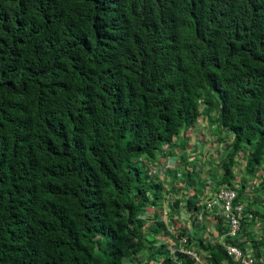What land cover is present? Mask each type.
I'll return each mask as SVG.
<instances>
[{
  "label": "trees",
  "instance_id": "trees-1",
  "mask_svg": "<svg viewBox=\"0 0 264 264\" xmlns=\"http://www.w3.org/2000/svg\"><path fill=\"white\" fill-rule=\"evenodd\" d=\"M199 106H216L232 138L217 184L232 186L243 148L254 176L264 0H0V264H122L143 252L162 228L142 232L138 218L162 194L149 167ZM244 209L253 218L239 235L262 215ZM154 248L143 264L155 253L168 264Z\"/></svg>",
  "mask_w": 264,
  "mask_h": 264
},
{
  "label": "crops",
  "instance_id": "crops-1",
  "mask_svg": "<svg viewBox=\"0 0 264 264\" xmlns=\"http://www.w3.org/2000/svg\"><path fill=\"white\" fill-rule=\"evenodd\" d=\"M225 132L224 129L218 127L215 113L204 115L199 120L194 121L190 126L181 128L165 153L168 161L174 162L175 170L173 169L165 178L167 188L163 191V197L160 199L158 207H156V215H158V218L164 215L168 223L173 224L177 229H184L189 235V239L196 245L199 242L198 239L204 244L210 233L213 235L218 232L215 221L206 215L207 213L204 212V207L206 202L214 195L218 186L213 176L214 173L213 175L211 174L214 169H217L216 171L218 172L220 171L218 170V162L221 159L217 155H220V153L228 149L227 142L231 136L225 134ZM198 136L202 138V142L200 145H195L193 144V140ZM224 136H228L227 139ZM223 139L226 140L224 141ZM159 157L157 159L161 161L162 158ZM210 170L212 171L209 174ZM231 173L233 176L230 180L231 185L238 190L241 179L235 177L234 172ZM203 177L209 179L207 186L202 184ZM245 185L246 183H244L243 187ZM180 191L187 194L178 197L177 193ZM177 200L185 202V209H177L176 204H179ZM193 213L203 214V224L199 225L196 222ZM254 221L252 224L258 226L257 220ZM250 225L251 223H248L246 229ZM252 229L251 232L255 233V227ZM159 233L164 235V232L158 231ZM242 237L245 239L244 244L242 243ZM236 242L241 245L243 244L242 247L251 252L250 247L252 243L250 244V239L245 238L243 234L239 235ZM219 252H221V249ZM219 252H213L215 253L212 254L214 261H217L216 264H226V258L222 260Z\"/></svg>",
  "mask_w": 264,
  "mask_h": 264
},
{
  "label": "built area",
  "instance_id": "built-area-1",
  "mask_svg": "<svg viewBox=\"0 0 264 264\" xmlns=\"http://www.w3.org/2000/svg\"><path fill=\"white\" fill-rule=\"evenodd\" d=\"M198 109L200 114L195 118V121L199 120L203 116L202 106H199ZM172 142L173 139L169 144L160 146L159 152L162 160L159 162V164H152L149 167L151 176L163 180L164 174L168 170H173V168H175L174 162L168 161V158L165 157V153L169 149V146ZM200 143L201 138L199 136L195 137L193 144L200 145ZM238 157L239 156L237 155L236 158ZM260 173L262 174L264 172ZM202 182L204 185H207L209 183V179L203 177ZM235 198L236 191L234 188L225 185H218L215 194L206 202L204 212H206V215H208L214 221H216V218L221 220L223 232H216L213 235L211 234L207 236L205 244L206 242H218L222 255L227 260L226 264H255L258 262V259H256L252 253L240 248L233 242L238 238L241 220L244 218H251V213L245 212L244 206L241 203H237ZM153 212L154 206L151 204H147L143 207L141 213L138 216L140 220L143 221V226H146L151 222ZM158 220L163 225L160 231L164 232V235L161 233L157 234L154 239L158 241L154 242L153 245L154 247H158L160 244L165 245V248L168 251V264H214L211 251L209 249L200 248L193 242H189V235L186 231L184 234L179 235V230L174 227L173 224L168 223L164 215H162ZM195 220L199 225L203 224V214L197 213ZM138 259V255L131 257L130 260H127V258H122V264H140ZM150 260L148 261V264H162V258L160 257H150Z\"/></svg>",
  "mask_w": 264,
  "mask_h": 264
},
{
  "label": "rangeland",
  "instance_id": "rangeland-1",
  "mask_svg": "<svg viewBox=\"0 0 264 264\" xmlns=\"http://www.w3.org/2000/svg\"><path fill=\"white\" fill-rule=\"evenodd\" d=\"M213 113H215L216 115L218 113L217 109H216V106H213L212 108H209V109L205 108V111H204L205 115H211ZM225 134L229 135L230 133H228L226 131ZM224 137H226V139H227L228 136H224ZM231 140H232V138L229 137L227 143L231 144ZM228 147H229V145H228ZM242 150H244L243 154L246 156L245 148H243ZM217 156L220 157V159H224L225 153H220V155L218 154ZM218 163L220 165L221 161H219ZM233 164H232L231 171L235 173L234 176L238 177L239 179H241V181H244L246 183L245 187H243L241 193L239 194V199H240L241 203L243 205H245L247 208H250L251 211L256 210V211L262 213L261 217L254 218L255 220H257L258 226L257 225L255 226V225L251 224L250 227L248 229H246V231H244L243 236L245 238L250 239V244L252 243V246L250 247V249H251V252L258 259V264H264V206L261 208L263 203L260 202V200H259V198H262L260 196L263 194V189H262V187H258V185H259L258 183L259 182L256 183V184H255V182H250V179L255 178L256 176H252V177L251 176H249V177L246 176L247 174H246V170H245V160L243 159V156L241 158H239V161H237V162L235 161ZM257 166H258L257 171L262 170L264 172V160H260V163L257 164ZM218 170H223V169L221 167L219 168V166H218ZM211 171L212 170L209 171V174L211 173ZM216 173H218V175L221 174L219 176V178H220V180H222V177H221L223 175L222 172L216 171ZM259 206H260V208H259ZM251 226H252V228L255 227V229H256L255 233L251 232V230H253L251 228ZM244 240L245 239H243V237H242V243L243 244H244ZM157 241L158 240L154 239V242H157ZM216 249H217V247H216ZM148 251L149 250H146L145 253H147ZM216 251L219 252L220 250H216ZM219 253H220L221 257H222L221 259L223 260L224 256L221 254V252H219ZM145 256H147V254H143L144 258H145ZM154 256L163 258L164 254L155 253ZM139 257H140V255H139Z\"/></svg>",
  "mask_w": 264,
  "mask_h": 264
},
{
  "label": "clouds",
  "instance_id": "clouds-1",
  "mask_svg": "<svg viewBox=\"0 0 264 264\" xmlns=\"http://www.w3.org/2000/svg\"><path fill=\"white\" fill-rule=\"evenodd\" d=\"M203 116L205 115V114H202ZM206 118V117H205ZM191 125V124H190ZM189 125V126H190ZM201 138V137H200ZM175 139V138H174ZM174 139H173V141H174ZM201 142H202V138H201ZM239 156L238 158H236V156ZM242 156H244V154H243V151L241 150V151H239L238 153H236V155L234 156V159H233V162H232V164L236 161H239V158H241ZM160 158V157H159ZM232 164H231V167H232ZM234 165V164H233ZM174 170H175V168H173ZM173 170H168L165 174H164V176H163V180H161V179H159V178H156L158 181H160L161 182V185H162V190H161V192H162V194H161V197L159 198V200L156 202V203H153L152 201H150L149 200V202H146L145 204H144V206H146L147 204H151L152 206H154V212H153V214H152V220H151V222L149 223V224H147L146 226H142V232H146L147 230H148V226L149 225H152V224H154L155 222H159L161 225H162V223L158 220L161 216H159V218H158V215H156V212H155V210H156V207H158V203H159V201H160V199L163 197V191H165V188H167V185H166V183H165V178H166V176H167V174L168 173H171ZM176 172V171H175ZM175 172H174V174H175ZM259 171H256V174L254 175V176H256L255 178H252V179H250V182H255V184L257 183V181L260 179V178H264V176H263V174L264 173H260V172H263L262 170H260V172L258 173ZM164 183V184H163ZM203 184V183H202ZM204 185V184H203ZM218 185H225V184H218ZM205 186H207V185H205ZM226 186V185H225ZM229 187H232V188H234L235 189V191H236V197L238 196V194H237V188L236 187H234V186H229ZM187 193H185V192H183V191H180V192H178L177 193V195H178V197H181V196H183V195H186ZM215 194V193H214ZM237 198H235V201L237 202V200H236ZM177 201H179V200H177ZM183 203V204H182ZM237 203H241V202H237ZM242 204V203H241ZM243 205V204H242ZM143 206V207H144ZM185 202H183V201H179V204L177 203L176 204V207H178L177 209H185ZM244 206V205H243ZM143 209V208H142ZM244 211H245V209H244ZM245 212H247V211H245ZM141 213V212H140ZM251 213V218L253 217V214H252V212H250ZM139 216V215H138ZM187 216H188V214H187ZM193 216H194V218H195V216H196V214H194L193 213ZM139 218V217H138ZM250 218V219H251ZM140 219V218H139ZM242 220H246V221H248L249 219H246V218H244V219H242ZM142 223H143V221H141ZM215 223H216V230L219 232V230H220V233L221 232H223V225L220 223V224H217V218H216V221H215ZM162 227H163V225H162ZM220 227V228H219ZM162 228H160L158 231H160ZM181 229V228H180ZM179 230V229H178ZM158 231L157 232H155L154 234H153V238H152V243L151 242H149V241H146V244H147V247H145V249H144V251L143 252H141V253H137V254H135V255H133L132 257H135V256H137L138 255V260H139V263L140 264H143V262H145L146 261V258L147 257H143V254H147V253H145V251L146 250H150V247L151 246H153L154 247V245H153V243H154V238H155V236L158 234ZM180 231V230H179ZM161 232V231H160ZM184 233H185V231H184ZM210 235H211V233H210ZM239 235V234H238ZM148 236V235H147ZM191 241V240H190ZM237 241V240H236ZM192 242V241H191ZM216 244H218L219 245V243L218 242H214V243H207L206 242V244H205V242H204V245L206 246L205 248L206 249H209V248H207V246L208 245H216ZM164 245V244H163ZM159 247V246H158ZM158 247H155L154 249H157ZM219 248H220V245H219ZM164 249L166 250V253L168 252L167 251V249L165 248V245H164ZM221 249V248H220ZM242 249H244V248H242ZM245 250V249H244ZM247 251V250H246ZM249 252V251H248ZM250 253H252V252H250ZM253 254V253H252ZM139 255H140V257H139ZM254 255V254H253ZM255 256V255H254ZM124 258V257H123ZM256 258V257H255ZM149 259V258H148ZM257 259V258H256ZM150 260V259H149Z\"/></svg>",
  "mask_w": 264,
  "mask_h": 264
}]
</instances>
